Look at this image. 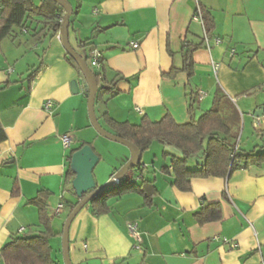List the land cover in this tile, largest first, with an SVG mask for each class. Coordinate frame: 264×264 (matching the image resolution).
<instances>
[{
  "label": "crops",
  "instance_id": "0c3cea01",
  "mask_svg": "<svg viewBox=\"0 0 264 264\" xmlns=\"http://www.w3.org/2000/svg\"><path fill=\"white\" fill-rule=\"evenodd\" d=\"M67 1L72 7L70 45L81 56L89 48L98 51L108 81L123 77L118 93L98 102L102 113L130 123L169 114L182 124L189 118V104L196 119L218 94L223 113L241 121L237 146L258 151L264 145V0ZM200 7L215 22L208 46L204 42L193 53L191 77L183 71L168 75L181 66L183 44L204 38L195 19ZM82 40L90 45L80 47ZM132 42L138 47L132 48ZM81 78L58 34L37 42L15 28L0 40V249L11 237L42 229L38 209L28 200L46 190L51 195L45 208L55 234L49 239L51 255L63 264V223L77 197L64 179L67 154L88 142L98 163L104 159L95 144L102 137L87 128V89ZM74 80L76 93L70 88ZM46 101H51L50 112L43 108ZM233 107L237 111L229 110ZM64 133L73 138L69 149L61 144ZM161 149V154H179L172 147ZM118 150L108 170L94 167L97 186L130 158L127 149ZM158 155L153 151L142 163L157 188L152 206L129 192L110 198L107 213L94 215L87 205L75 216L68 232L72 264H264V163L225 178H192L190 190L180 191L171 184L173 175L162 171L170 158L159 161ZM213 202L221 204V219L199 225L194 213ZM59 203L63 208L57 214ZM130 222L138 226V243L127 231Z\"/></svg>",
  "mask_w": 264,
  "mask_h": 264
},
{
  "label": "trees",
  "instance_id": "16d2710c",
  "mask_svg": "<svg viewBox=\"0 0 264 264\" xmlns=\"http://www.w3.org/2000/svg\"><path fill=\"white\" fill-rule=\"evenodd\" d=\"M199 11L204 33L207 37H212L215 30L214 18L203 7H200ZM63 15L64 10L53 0H41L39 4L33 0H0V40L11 36L15 28L29 33L37 42L48 35L56 36ZM204 42V38L196 43L185 42L181 53V66L179 68L172 67L168 75L183 71L188 77H191L193 53L201 48ZM89 45L87 40L79 42L80 47ZM93 50V48H89L88 53L82 56L88 66ZM66 59L81 74L76 63L67 53ZM89 68L94 74L98 86L95 102L103 101L104 96L111 97L118 93L117 82L123 77L116 75L113 80L108 81L102 59H100V68L96 69L91 66ZM36 71L31 74V79L34 78ZM86 93L87 90L85 95ZM191 109L192 105L189 104V118L182 124L176 123L169 114H165L158 121H150L148 118L142 117L138 123L121 122L113 119L106 111L97 117V120L102 127L104 124L109 128L107 131L137 146L142 154L154 141L164 146L173 147L179 154L163 152L161 156L169 157L170 161L169 166L162 167V171L173 175L171 184L180 191L190 190L192 178H225L235 170L246 169L252 164L264 163V145L259 147V151H255V149L245 151L237 146L238 130L230 119L232 115H229V118L223 113L221 97L218 94L214 97L212 106L196 119L193 118ZM85 144L89 143L82 142L77 147L70 149L67 154L64 179L74 194L75 191L71 185L74 173L70 169V159L72 153ZM147 174L149 173L144 172L140 160L138 165L128 170L115 187L100 192L88 202L87 205L90 207L91 213L94 215L107 213L110 210L108 205L110 198L129 192L140 194L144 204L152 206L157 188L154 178H150ZM50 195L49 191L40 190L34 198L28 200V204L34 205L38 209L39 224L42 229L34 233L11 237L0 249V259L4 264H62L51 255L49 239L55 234L51 230V218L47 215L45 208ZM78 200L79 198L76 197V201L71 203L69 210ZM221 215L220 202H213L196 211L194 219L199 225H203L220 220Z\"/></svg>",
  "mask_w": 264,
  "mask_h": 264
},
{
  "label": "water",
  "instance_id": "95a60500",
  "mask_svg": "<svg viewBox=\"0 0 264 264\" xmlns=\"http://www.w3.org/2000/svg\"><path fill=\"white\" fill-rule=\"evenodd\" d=\"M64 10V15L61 18L58 36L65 52L74 60L83 80L86 85V111L89 122L98 135L119 144L126 146L130 152V158L121 165L102 185L97 186L93 176V169L99 161V156L89 144L83 145L81 148L74 151L70 159V169L74 173L71 181L72 188L76 196L79 198L78 202L67 214L61 233V252L63 264H72L69 254V227L75 216L83 209L88 202L100 192L110 190L115 187L127 174L128 170L136 165L141 160V151L129 142L128 140L117 136L106 129H104L99 121L94 110L95 98L97 93V82L94 74L87 65L85 59L75 51L70 45L68 39L69 17L72 14V7L67 0H53ZM70 88L73 93L77 92L76 82L71 81Z\"/></svg>",
  "mask_w": 264,
  "mask_h": 264
},
{
  "label": "rangeland",
  "instance_id": "374dc122",
  "mask_svg": "<svg viewBox=\"0 0 264 264\" xmlns=\"http://www.w3.org/2000/svg\"><path fill=\"white\" fill-rule=\"evenodd\" d=\"M88 64L90 66V63L89 62H88ZM81 79H83V78H81ZM85 106H86V99H85ZM94 110H95L96 116L97 117H100L102 111L100 109V105L98 104V102L95 103ZM229 110L230 111H233V110L234 111H237L235 107H233L232 109H229ZM86 113H87V111H86ZM224 113H225V115H227L230 118L229 112H224ZM230 119L233 121V124L235 123L234 126L237 128V130L240 131L242 129V126H241V121L239 120L238 116L237 115H235V116L232 115ZM87 123H88V127L87 128L90 129V131L97 133L93 129V127L91 126V124L89 122V119L87 120ZM103 128L106 129V130H109V128L106 125H104V124H103ZM247 129H248V126L246 125L245 131H244V135H243V140H242V141L245 140V142H246V134H247L246 131H247ZM98 137H102V136H98ZM98 139H103V140H100V141H102V143H100V142L97 141L95 144H96V146L98 148L97 150H99L101 152V154H103L104 159L102 161H100L95 166L96 168L94 170L96 172H99L100 169L103 168V167L106 170H108V168H110L111 159H112V157H114L115 155H117L119 153V150L118 149L124 148V149H127L129 151V149L126 146H124L122 144H119L117 142H112V141H110V140H108V139H106L104 137L98 138ZM161 148H162V144L158 143L157 141H154L151 144V146L148 148V150L144 153V155H143V161H145L148 157H150L151 154H153V151H158L159 152L158 159H159V161H162L161 156H160L161 150H162ZM172 149H174V148L172 147ZM259 150H260V148H258V151ZM143 161H142V163H143ZM59 256H60V259H61V262H62L63 260H62V252L61 251L59 253Z\"/></svg>",
  "mask_w": 264,
  "mask_h": 264
},
{
  "label": "built area",
  "instance_id": "2783aa9c",
  "mask_svg": "<svg viewBox=\"0 0 264 264\" xmlns=\"http://www.w3.org/2000/svg\"><path fill=\"white\" fill-rule=\"evenodd\" d=\"M195 19L199 20L200 23L202 24V20H201V16H200V11L199 9H197V12H196V15H195ZM204 41L206 43V46H208V43H209V39L208 37L205 35L204 33ZM215 44H218L219 43V40L218 39H215ZM131 47L132 48H137L138 47V43L136 42H132L131 43ZM89 63H90V66L93 67V68H100V55L98 53V51L94 50L91 52L90 54V59H89ZM216 67V65H215ZM43 108L50 112V109H51V101H46L43 105ZM61 144H62V147L64 149H69L71 147V144L73 142V138L72 136L69 134V133H64L61 135ZM62 208H63V204L62 203H59L55 209V212L57 214L61 213L62 212ZM127 227V231L129 233V235L131 236V238L136 242L138 243L140 241V232H139V229H138V226L136 223L134 222H130V223H127L126 225ZM22 232V229L20 230ZM224 241H226V239H223Z\"/></svg>",
  "mask_w": 264,
  "mask_h": 264
}]
</instances>
